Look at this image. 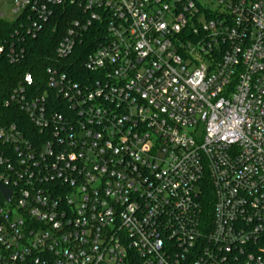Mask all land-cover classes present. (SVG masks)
Segmentation results:
<instances>
[{
  "label": "built area",
  "instance_id": "built-area-1",
  "mask_svg": "<svg viewBox=\"0 0 264 264\" xmlns=\"http://www.w3.org/2000/svg\"><path fill=\"white\" fill-rule=\"evenodd\" d=\"M5 1L0 264H264V0Z\"/></svg>",
  "mask_w": 264,
  "mask_h": 264
},
{
  "label": "trees",
  "instance_id": "trees-1",
  "mask_svg": "<svg viewBox=\"0 0 264 264\" xmlns=\"http://www.w3.org/2000/svg\"><path fill=\"white\" fill-rule=\"evenodd\" d=\"M62 20V15L57 13L35 38L24 37L22 42L24 54L19 62L11 63L4 55H0V127L16 123L22 118L15 106L5 104L13 91L21 85L25 74L33 77L35 86L42 87L45 84L47 68H55L59 64L65 66V62L56 63L54 58L57 38L64 29ZM16 28L14 23L0 21V41L9 43ZM203 201L208 208L211 203L210 197L204 198Z\"/></svg>",
  "mask_w": 264,
  "mask_h": 264
},
{
  "label": "rangeland",
  "instance_id": "rangeland-1",
  "mask_svg": "<svg viewBox=\"0 0 264 264\" xmlns=\"http://www.w3.org/2000/svg\"><path fill=\"white\" fill-rule=\"evenodd\" d=\"M0 13L3 14V21L7 23H11L15 20V16L11 14V7L8 1L1 3L0 5Z\"/></svg>",
  "mask_w": 264,
  "mask_h": 264
},
{
  "label": "water",
  "instance_id": "water-1",
  "mask_svg": "<svg viewBox=\"0 0 264 264\" xmlns=\"http://www.w3.org/2000/svg\"><path fill=\"white\" fill-rule=\"evenodd\" d=\"M0 194H1L4 198H6L7 200L9 199V195H10L9 191L4 190V189H2L1 187H0Z\"/></svg>",
  "mask_w": 264,
  "mask_h": 264
}]
</instances>
